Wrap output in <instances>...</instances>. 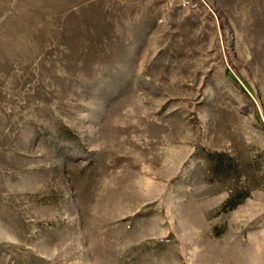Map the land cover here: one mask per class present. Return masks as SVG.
<instances>
[{"label":"rangeland","instance_id":"374dc122","mask_svg":"<svg viewBox=\"0 0 264 264\" xmlns=\"http://www.w3.org/2000/svg\"><path fill=\"white\" fill-rule=\"evenodd\" d=\"M0 264H264V0H0Z\"/></svg>","mask_w":264,"mask_h":264}]
</instances>
